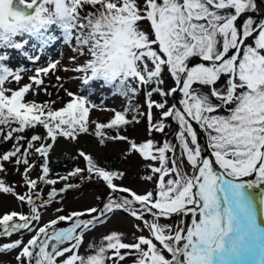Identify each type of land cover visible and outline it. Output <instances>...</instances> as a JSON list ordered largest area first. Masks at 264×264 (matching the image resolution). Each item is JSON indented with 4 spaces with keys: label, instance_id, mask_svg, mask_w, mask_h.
<instances>
[{
    "label": "snow or ice",
    "instance_id": "snow-or-ice-1",
    "mask_svg": "<svg viewBox=\"0 0 264 264\" xmlns=\"http://www.w3.org/2000/svg\"><path fill=\"white\" fill-rule=\"evenodd\" d=\"M58 41L70 66L49 59L25 82L19 62L37 64ZM57 71L76 91L60 76L45 85ZM105 90L119 109L93 101ZM142 122L144 139L125 134ZM84 135L126 144L122 159L142 162L152 187L125 185L126 170L82 149L84 167L53 175L56 144ZM3 143L0 196L22 210L0 213V264H264V0H0ZM9 166L19 182L5 179ZM77 177L107 191L43 221ZM117 214L129 231L89 238Z\"/></svg>",
    "mask_w": 264,
    "mask_h": 264
},
{
    "label": "rangeland",
    "instance_id": "rangeland-1",
    "mask_svg": "<svg viewBox=\"0 0 264 264\" xmlns=\"http://www.w3.org/2000/svg\"><path fill=\"white\" fill-rule=\"evenodd\" d=\"M62 54V56H61ZM71 50L67 48V46L63 45L62 41H58L54 44L46 53L41 54V59L35 65L31 62L26 65L23 63H19V66L26 67L27 73L25 76V82H27V76L34 74L35 67L46 66L49 59H60L61 65L68 64L70 66V60L68 57L71 55ZM17 64L14 62L13 67H16ZM56 76H60L64 80V86L70 88L73 91H76L75 82L70 78L73 76V73L57 71L52 74L50 77L45 78V85H53L56 83ZM168 85H171V81L167 82ZM48 91L51 92L52 98L55 99L56 89L53 87H49ZM63 96V92L60 93ZM158 98V97H154ZM28 99H36L37 101H43L48 99V97L41 92L40 95L33 97L29 94ZM66 99V97H65ZM93 101L99 103L103 101L110 107H115L119 109L122 104V100L119 97L113 98L106 90L98 91L96 95L92 97ZM139 103H143V96L140 97ZM169 102L172 103L173 100L170 98ZM57 106H60L59 104ZM94 119H99L101 121H106L110 118V113H102V112H93L92 114ZM145 125L142 122L135 127H130L125 134L130 137H135L137 140H142L145 138ZM37 132H41L42 129H37ZM203 136V135H201ZM204 137V136H203ZM157 139H162V137L157 136ZM169 138H171V133H169ZM204 139H206L204 137ZM203 144V143H202ZM11 147L10 143L0 144V152H3ZM127 145L123 143H113L108 142L106 145H100L98 141L91 135L81 136L79 141L76 143H69L64 140H60L52 154L51 160L55 158H62L64 156H69L73 162L74 167H84V162L82 159H73L76 156L77 150L82 149L87 153H90L97 162L106 167L114 168V169H122L126 170L128 175L123 183L127 186H130L137 190L138 192H142L145 189H149L152 187L151 184H146L141 182L138 179V173L142 172L141 163L137 158H132L130 160L122 159V152L126 149ZM73 167V168H74ZM33 177L37 175V172L32 173ZM5 179L9 182H19L20 177L12 172L11 167L9 166V173L5 177ZM77 187L70 188L66 190L65 193L60 194L56 200L47 207L45 211H43V221H47L49 219L55 218L57 215L67 214L72 210H83L90 206H95L98 201L96 200L97 196L103 195L107 189L102 183H95L89 180L81 181L78 177L73 178L69 181ZM43 188V195L46 197L47 195V187L41 186ZM57 188L63 187L62 183L56 185ZM23 191L24 189H18ZM63 209L62 212L58 213L56 209ZM17 210L21 211L22 209L19 207L17 202L10 196H0V213L6 212L8 210ZM26 210V208L24 209ZM62 226L63 225L62 222ZM130 222L127 220L123 214H117L112 218V221L105 227L97 229L95 233L90 234L89 238L92 236H99L101 232H106L110 229H118L122 231L130 230ZM15 238V237H13ZM83 251V250H82ZM10 257H3L4 261H8Z\"/></svg>",
    "mask_w": 264,
    "mask_h": 264
},
{
    "label": "trees",
    "instance_id": "trees-1",
    "mask_svg": "<svg viewBox=\"0 0 264 264\" xmlns=\"http://www.w3.org/2000/svg\"><path fill=\"white\" fill-rule=\"evenodd\" d=\"M73 167V162L69 156H64L62 158H55L51 160V168L53 175H63L67 171L71 170Z\"/></svg>",
    "mask_w": 264,
    "mask_h": 264
},
{
    "label": "bare ground",
    "instance_id": "bare-ground-1",
    "mask_svg": "<svg viewBox=\"0 0 264 264\" xmlns=\"http://www.w3.org/2000/svg\"><path fill=\"white\" fill-rule=\"evenodd\" d=\"M19 63H23V64H25L23 61H20ZM25 65H26V64H25ZM200 142H201V143L204 142V137H203V136L200 137Z\"/></svg>",
    "mask_w": 264,
    "mask_h": 264
},
{
    "label": "water",
    "instance_id": "water-1",
    "mask_svg": "<svg viewBox=\"0 0 264 264\" xmlns=\"http://www.w3.org/2000/svg\"><path fill=\"white\" fill-rule=\"evenodd\" d=\"M173 102H174V101H173ZM204 143H206V139H204V142H203V144H204Z\"/></svg>",
    "mask_w": 264,
    "mask_h": 264
}]
</instances>
